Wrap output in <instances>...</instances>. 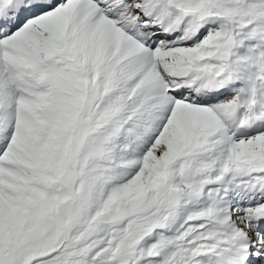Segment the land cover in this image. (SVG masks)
I'll use <instances>...</instances> for the list:
<instances>
[{
	"label": "snow or ice",
	"instance_id": "1",
	"mask_svg": "<svg viewBox=\"0 0 264 264\" xmlns=\"http://www.w3.org/2000/svg\"><path fill=\"white\" fill-rule=\"evenodd\" d=\"M0 264H264V0H0Z\"/></svg>",
	"mask_w": 264,
	"mask_h": 264
}]
</instances>
